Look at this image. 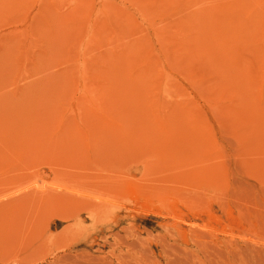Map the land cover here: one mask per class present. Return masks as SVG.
Listing matches in <instances>:
<instances>
[{
	"label": "rangeland",
	"instance_id": "374dc122",
	"mask_svg": "<svg viewBox=\"0 0 264 264\" xmlns=\"http://www.w3.org/2000/svg\"><path fill=\"white\" fill-rule=\"evenodd\" d=\"M0 264H264V0H0Z\"/></svg>",
	"mask_w": 264,
	"mask_h": 264
}]
</instances>
